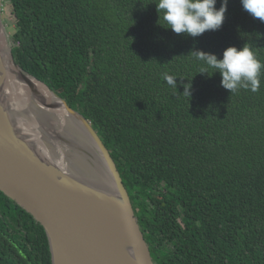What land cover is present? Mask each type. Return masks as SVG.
Segmentation results:
<instances>
[{
    "label": "trees",
    "instance_id": "obj_1",
    "mask_svg": "<svg viewBox=\"0 0 264 264\" xmlns=\"http://www.w3.org/2000/svg\"><path fill=\"white\" fill-rule=\"evenodd\" d=\"M157 3L5 0L13 57L91 122L156 264H264V70L258 92L231 95L187 56L247 43L264 63V22L229 0L222 28L191 38L158 24ZM0 264H52L44 227L2 191Z\"/></svg>",
    "mask_w": 264,
    "mask_h": 264
},
{
    "label": "water",
    "instance_id": "obj_2",
    "mask_svg": "<svg viewBox=\"0 0 264 264\" xmlns=\"http://www.w3.org/2000/svg\"><path fill=\"white\" fill-rule=\"evenodd\" d=\"M3 5L0 0V24L9 44ZM10 54L25 79L45 86L71 115L72 125L66 129L71 137L66 134L58 140L76 148L69 149L63 169L40 155L26 128L24 134L18 130L21 113L11 112L3 97L6 68L0 54V191L44 227L52 264H156L117 164L91 122L47 84L24 72L12 49ZM44 115L48 118L45 111ZM41 123L53 131L50 123ZM84 173L87 177H82Z\"/></svg>",
    "mask_w": 264,
    "mask_h": 264
},
{
    "label": "clouds",
    "instance_id": "obj_3",
    "mask_svg": "<svg viewBox=\"0 0 264 264\" xmlns=\"http://www.w3.org/2000/svg\"><path fill=\"white\" fill-rule=\"evenodd\" d=\"M217 2L218 0H158L155 4L159 14L158 24L162 13V20L168 25L167 29L177 35L197 38L209 31H219L226 19L229 0H221L218 9ZM241 4L254 19L264 22V0H241ZM187 56L202 62L199 70L201 75H208L209 69L219 73L221 87L230 91L231 95L240 89L253 93L260 90L264 63H261L247 43L241 49L235 46L226 48L222 59L216 54L195 47ZM162 78L170 87L178 89L177 77L164 73ZM180 86L184 88L181 95L192 99V83H182Z\"/></svg>",
    "mask_w": 264,
    "mask_h": 264
},
{
    "label": "bare ground",
    "instance_id": "obj_4",
    "mask_svg": "<svg viewBox=\"0 0 264 264\" xmlns=\"http://www.w3.org/2000/svg\"><path fill=\"white\" fill-rule=\"evenodd\" d=\"M0 54L5 60L6 68L5 90L3 95L4 101L11 112L22 113L25 114L26 117H29L23 118L20 116L17 118V122L22 126L21 130H18L22 134H24V132L27 133V131L29 132L27 135L31 142L37 146V151L41 156L49 161L57 163L62 168L65 167V159L69 153V149L76 147L62 145L58 137L62 139L66 134L71 137L72 133H68L66 130L68 124L72 122L70 120L71 115L67 112L63 104L53 98L45 86L36 80H30V82H28L25 79L22 71L15 65L11 57L10 45L6 42L1 24ZM48 104H52L55 108H47ZM44 111L48 114L50 126L53 128V131L49 133L50 143L47 144L48 148L43 144V133L41 129L45 132L49 131L39 119V116L43 115ZM25 126L27 127V131L25 130ZM70 129L71 128H69V131ZM74 134L78 135L77 132H74ZM51 149H54V151L51 152ZM92 163L96 172V177L100 178L102 174L97 166L95 158L92 159ZM96 183H98V181Z\"/></svg>",
    "mask_w": 264,
    "mask_h": 264
},
{
    "label": "rangeland",
    "instance_id": "obj_5",
    "mask_svg": "<svg viewBox=\"0 0 264 264\" xmlns=\"http://www.w3.org/2000/svg\"><path fill=\"white\" fill-rule=\"evenodd\" d=\"M4 10H3V15H2V18H3V22L5 24V27H6V33H7V36L9 38V44H10V49H12L13 47V43H12V36H13V32H14V23H15V20L14 18L12 17L11 13H10V9L8 8V6L5 5V0H4ZM23 118L26 117L25 114H22L21 115ZM28 118V116L26 117ZM39 119L41 120V122H43L44 124H49L48 122V118L43 114L39 117ZM25 128L27 129V127L25 126ZM42 133H43V141L46 143V144H49L50 143V138H49V133L52 131H49V132H45L43 129H41ZM82 175V174H81ZM85 176V173L84 175H82V177ZM84 177V178H85ZM86 179V178H85Z\"/></svg>",
    "mask_w": 264,
    "mask_h": 264
}]
</instances>
